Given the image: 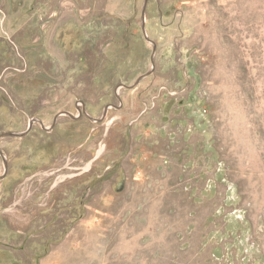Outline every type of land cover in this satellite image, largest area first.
I'll return each instance as SVG.
<instances>
[{
  "label": "rangeland",
  "instance_id": "374dc122",
  "mask_svg": "<svg viewBox=\"0 0 264 264\" xmlns=\"http://www.w3.org/2000/svg\"><path fill=\"white\" fill-rule=\"evenodd\" d=\"M0 264H264V0H0Z\"/></svg>",
  "mask_w": 264,
  "mask_h": 264
},
{
  "label": "water",
  "instance_id": "95a60500",
  "mask_svg": "<svg viewBox=\"0 0 264 264\" xmlns=\"http://www.w3.org/2000/svg\"><path fill=\"white\" fill-rule=\"evenodd\" d=\"M144 5H146V2H145ZM142 15H144V11L142 12ZM143 21H144V19H142V32L144 33V25H143ZM3 136H4V137H10V138H13V137H17V136H19V134L8 133V134H4ZM5 171H6V169H5Z\"/></svg>",
  "mask_w": 264,
  "mask_h": 264
}]
</instances>
